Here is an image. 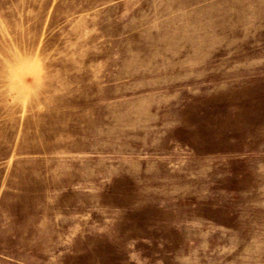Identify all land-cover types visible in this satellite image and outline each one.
Here are the masks:
<instances>
[{
  "label": "rangeland",
  "instance_id": "obj_1",
  "mask_svg": "<svg viewBox=\"0 0 264 264\" xmlns=\"http://www.w3.org/2000/svg\"><path fill=\"white\" fill-rule=\"evenodd\" d=\"M0 264H264V0H0Z\"/></svg>",
  "mask_w": 264,
  "mask_h": 264
}]
</instances>
